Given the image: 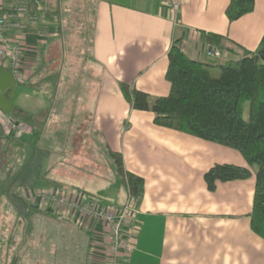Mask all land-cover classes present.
I'll return each mask as SVG.
<instances>
[{
	"label": "crops",
	"instance_id": "1",
	"mask_svg": "<svg viewBox=\"0 0 264 264\" xmlns=\"http://www.w3.org/2000/svg\"><path fill=\"white\" fill-rule=\"evenodd\" d=\"M3 1L4 8L14 2ZM28 1L38 20L18 36L25 83L34 90L31 95L22 90L21 100L15 103L16 95L12 103L43 115L42 123L24 133L37 131L40 137L30 152L17 149L11 143L14 138L0 136V158L5 152H21L23 171L18 178L38 185L55 182L85 197H92L86 186L96 174L94 183L113 187L108 205L119 206L127 190L110 164L109 151L120 153L123 168L144 181L137 205L138 238L125 258L127 264H264V240L249 226L253 171L245 179L217 182L214 191L203 179L215 163L247 166L244 157L225 145L155 124L152 112L128 107L118 84L166 95L167 51L175 39L194 59L207 58V33L253 50L264 32V0H255L252 11L232 21L225 14L229 0H180L174 20L162 0ZM77 7L80 12L73 13ZM7 34L15 35L13 30ZM0 67L9 70V63ZM27 96L30 108L23 105ZM124 123L128 125L122 130ZM98 170H104L106 180ZM0 202L8 206L1 207V216L7 211L15 216L0 221V264L6 250L9 255L15 251L9 264H16L18 251L21 259L30 258L33 251L32 226L21 222V213L29 210L11 206L1 191ZM59 229L62 236L56 242L44 233L43 247L50 254L55 251L56 258L59 254L67 259L69 250L76 246L78 252L79 241L85 240L87 245L79 248L83 262L98 264L88 259L85 230L65 222ZM2 232H10V240Z\"/></svg>",
	"mask_w": 264,
	"mask_h": 264
},
{
	"label": "trees",
	"instance_id": "2",
	"mask_svg": "<svg viewBox=\"0 0 264 264\" xmlns=\"http://www.w3.org/2000/svg\"><path fill=\"white\" fill-rule=\"evenodd\" d=\"M254 1L229 0L225 9L227 19L232 21L252 11ZM207 39L210 45L219 47L223 53H230L231 56L225 59H194L179 47L178 39L173 40L167 51L165 78L169 82V91L166 95L152 96L127 83L118 84L130 107L153 112L155 124L225 145L244 157L247 166L215 163L203 173V179L207 189L214 191L217 182L248 178L253 168L255 183L252 207L248 214L249 226L255 235L264 240V32L253 50L216 33H207ZM25 82L26 79L20 84ZM245 102L248 105L247 116H244ZM9 114L30 126V131L31 126L43 120L40 112L25 111L16 105H13ZM0 134L4 140L10 138L4 134L1 125ZM19 147L17 144V149ZM23 155L17 151L5 152L0 167V187L3 186L0 191L6 201L16 208L17 202L13 197L20 199L18 191L27 187H63L55 182L42 186L31 184V180L26 183L23 178H18L23 171ZM109 155L113 159L120 183L130 194L140 197L144 187L143 178L123 168L120 153L109 151ZM25 203L29 214L21 213V219L25 224L29 223L31 213L34 222L31 228V240L34 241L31 255L40 259L44 246L43 226L51 213L39 208L29 209ZM1 207L0 202V221L6 223V216H1ZM59 219L73 225L66 216ZM59 219H54L58 229ZM2 234L10 240V232Z\"/></svg>",
	"mask_w": 264,
	"mask_h": 264
},
{
	"label": "built area",
	"instance_id": "3",
	"mask_svg": "<svg viewBox=\"0 0 264 264\" xmlns=\"http://www.w3.org/2000/svg\"><path fill=\"white\" fill-rule=\"evenodd\" d=\"M13 4L4 8L0 0V64L9 63V71L17 83L25 80L23 67V47L19 32L28 29L29 24L38 20V15L28 0H13ZM171 13L173 20L180 8V0H162ZM13 30V37L7 34ZM221 49L210 45L205 50L209 59L223 57ZM10 113V112H9ZM0 110V125L7 137H17L30 131V126ZM119 206L106 205L93 197H85L81 192H68L59 187L49 186L44 189H32L31 201L53 204L59 215L69 217L72 223L88 233L87 256L98 264H127L126 257L136 247L139 233L137 218L140 197L129 193Z\"/></svg>",
	"mask_w": 264,
	"mask_h": 264
},
{
	"label": "rangeland",
	"instance_id": "4",
	"mask_svg": "<svg viewBox=\"0 0 264 264\" xmlns=\"http://www.w3.org/2000/svg\"><path fill=\"white\" fill-rule=\"evenodd\" d=\"M72 12L73 13H76V12H80V8L77 9L76 8H73L72 9ZM231 54L228 53V54H223V57L221 59H225V58H228L230 57ZM22 90H25L28 94H32L33 93V90L34 88L31 87V85H29V83H24L23 85H21L20 83H17L16 84V93H15V103L19 102L21 100L20 98V94L22 92ZM119 91L121 92L120 90V87H119ZM45 92V91H44ZM122 94V93H121ZM25 100H23L25 103H23L24 106H26L27 108H30L31 107V97L30 96H27L26 98H24ZM126 101V104L128 105L129 108L130 107V104L129 102L125 99ZM29 106V107H28ZM243 106L245 107L244 109V116H247V113H248V105L247 103L245 102L243 104ZM43 108H45L43 106ZM132 109V108H131ZM133 110H137V109H133ZM147 111H150V110H147ZM151 112V111H150ZM153 113V112H152ZM89 123H91L90 120H88ZM70 123V122H69ZM60 124V121H56V125L58 126ZM84 124H87V120L85 121L84 120ZM127 123H124L122 124L121 126V129L124 130L126 127H127ZM31 133H33V138H32V141H31ZM39 134L37 131H33V132H30L26 135L24 134H21L20 136L16 137L15 139H11V141H6V142H11V143H15L16 146L17 144L20 146V147H24L26 149H29L30 152H31V144L32 145H35V142L38 141L39 139ZM87 141V140H86ZM93 156L96 154V153H91ZM108 161V160H107ZM112 161V159H111ZM109 163V162H108ZM110 164H114L113 162L110 163ZM3 165V159L0 158V167ZM252 171L253 168H251ZM116 171V170H115ZM98 174H100V177L101 175L103 176L102 179L106 180V177L104 176L105 173H104V170H98ZM96 177V174L94 175ZM95 177L91 176V181H93V183L87 185L86 187H88V193L94 197L95 199L99 200L100 202L108 205V204H111L110 202H113V195H114V191H113V187L112 185H108L106 186L105 183H94L95 180H97ZM101 180V179H99ZM118 180H120V178L118 177ZM19 182V180L17 181V183ZM39 185H43V183H40ZM46 188H49L48 186H46ZM19 196H20V199L18 198H15L14 201L17 202V206L20 208V209H23L25 208L24 206V200H26V205H27V208L31 209V206H37L38 207V203L35 201L32 202L31 201V190H21L20 192H18ZM21 194V195H20ZM23 198V199H22ZM4 209L5 208H8V206L6 207V205L3 206ZM13 207L15 208V206L13 205ZM40 209H44L46 211H49L51 214L49 215V218H46L48 220V222L43 226V232L48 236V238L54 242H56L59 238V236H62V234H60V231L58 229V226L55 225V220H58L59 217H64V215H59L60 212L58 211L57 207L51 203L49 204H42V207ZM25 215L29 214V212H24ZM57 214V215H56ZM8 215V216H7ZM7 215H6V218L7 220H11V219H14L15 216H10V214L8 213L7 211ZM68 218V217H67ZM70 219V218H68ZM62 220L59 219V222L62 224L63 221L61 222ZM21 222L25 223L22 219H21ZM33 220H31V213L29 215V224L33 227ZM16 224V222H15ZM38 227V226H37ZM31 228V227H30ZM83 230V229H82ZM86 232V231H84ZM78 239V238H76ZM87 240H88V236H87ZM79 241V239H78ZM33 242V241H32ZM34 245V243H33ZM80 245H83L86 246L87 243L85 240L83 241H79V244H78V252L76 251V246H73L69 252H68V258L67 259H62L60 258L59 254H58V258H56V255H54V253L52 252L51 254L47 251L46 247H39L40 249H42V254H41V258L40 259H37L35 257H31L28 258L26 257V259H21L22 257L19 255L20 251H18V255H16V258H17V261L15 260V263L16 264H85V262H83V257H82V254L81 252H79V248H80ZM9 249H11V247H8ZM7 248V249H8ZM63 250V248H61ZM53 251V250H52ZM7 252V255L3 253L2 255V264H9L10 260L12 259L13 257V254L15 253V251L13 252V254L9 255L10 254V250H6ZM60 252V251H59ZM50 254V256H49ZM76 254V255H75ZM9 255V256H8ZM91 262V261H90Z\"/></svg>",
	"mask_w": 264,
	"mask_h": 264
},
{
	"label": "water",
	"instance_id": "5",
	"mask_svg": "<svg viewBox=\"0 0 264 264\" xmlns=\"http://www.w3.org/2000/svg\"><path fill=\"white\" fill-rule=\"evenodd\" d=\"M16 93V82L12 73L0 67V110L9 113L13 108L12 100Z\"/></svg>",
	"mask_w": 264,
	"mask_h": 264
}]
</instances>
